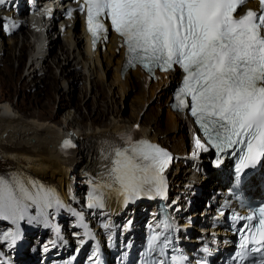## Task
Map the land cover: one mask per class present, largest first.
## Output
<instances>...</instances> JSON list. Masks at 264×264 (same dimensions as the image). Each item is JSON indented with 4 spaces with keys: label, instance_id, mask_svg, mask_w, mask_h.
I'll list each match as a JSON object with an SVG mask.
<instances>
[{
    "label": "snow or ice",
    "instance_id": "obj_1",
    "mask_svg": "<svg viewBox=\"0 0 264 264\" xmlns=\"http://www.w3.org/2000/svg\"><path fill=\"white\" fill-rule=\"evenodd\" d=\"M245 3L83 0L79 8L86 11L94 39L106 34L109 25L119 34L126 46L128 65H140L149 72L175 66L183 71L173 108L187 109L218 153L231 150L232 156H238V174L264 161V0H259L258 10H242ZM194 145L197 151L193 156L208 150L199 136L194 138ZM110 155L107 175L112 182L96 187L111 189L115 185L125 203L151 192L165 194L164 172L174 159L167 150L127 136L124 145L115 146ZM97 205L102 206V197L93 192L88 207ZM59 206L54 189L19 172L0 175V218L17 225L15 231L3 234L5 240L15 243L20 236L19 222L36 219L30 216L31 209L46 219L48 210ZM241 219L257 222L245 225L248 233L242 236L235 259L239 264H264V256L249 260L252 253H264V205ZM82 227L89 235L88 226ZM84 243L81 239L80 244ZM170 244L167 234L153 235L149 248L153 253L159 248L160 256L153 264H168L163 257ZM185 260L184 256H171L172 264H184Z\"/></svg>",
    "mask_w": 264,
    "mask_h": 264
},
{
    "label": "bare ground",
    "instance_id": "obj_2",
    "mask_svg": "<svg viewBox=\"0 0 264 264\" xmlns=\"http://www.w3.org/2000/svg\"><path fill=\"white\" fill-rule=\"evenodd\" d=\"M15 2L16 0L0 2V7L12 8L4 11L5 17L12 16L14 19L16 17L14 15L18 14L15 7L11 6ZM253 4L249 3V5ZM7 19H0V37L3 35L4 43L0 50V148L6 150L7 157L12 163L22 167L26 177L61 193L66 201L73 197L75 192L80 193L83 185L87 187L92 185L91 191L105 199L107 215L104 214V216L116 218L131 213L133 214L131 218L138 222L134 223L133 227L140 231V225L146 219H152L153 214H149V210H156L155 202L143 201L138 205L131 204L130 201L125 203L124 198L114 190L115 185L111 189L95 188L93 183L98 186L112 182L107 172L111 166L110 154L115 146H123L127 136H131L134 140L145 139L170 150L174 156L170 167L164 172L165 184L169 186V189L168 200L163 199V203L181 229L180 233L190 229L188 235H192L190 240L192 243L196 242L194 237L208 234L209 229L204 228L205 222L202 217H210L212 210L205 209L204 199L190 195L194 189L190 190V187L200 186L201 193L209 196L208 188L214 184H216L215 188H220V180L216 176L217 171L211 168L204 155L198 158L190 156L194 145L190 135L183 132L189 125H186L181 114L171 112L166 105L170 98V92L167 91L178 81L176 73H158L155 79H149L139 70H129L122 76L124 49L114 34L110 35L105 50L98 48L92 51L83 32L76 33L74 29L66 28L63 34H66V44L56 45L51 34V25L43 34L32 25L21 30V26L28 22L19 21L18 36L17 32L13 33L12 30L15 27L9 24ZM4 22L9 25L8 37H5L6 32L2 26ZM54 33H59V30H54ZM29 37H34V45L30 43ZM17 44L19 48L16 54ZM82 44L85 45V55L82 59L88 63V66L87 71L79 76L76 62L71 63V61L77 56L75 51ZM30 47L32 49L26 59V51ZM47 48H50L48 53L45 50ZM48 56L50 61L47 59ZM99 57L105 60L102 66ZM38 61L44 64L42 76H39L37 71L42 66L37 68L34 65ZM54 65L56 68H61L60 76L69 75L72 85L68 90L72 88L76 94L70 93L67 97L59 96L64 88L59 85V77L53 72ZM105 68L111 69L113 81L118 84L120 92L131 88L138 91L136 101L138 104L131 108L129 114L123 115L124 119H117L121 116L120 109L113 104L111 98L103 99L108 95L105 92H110L108 88L112 83L108 84L107 79H104ZM26 76H32L33 79L28 82ZM37 79H40L38 83ZM63 79L66 78L63 77ZM79 79L89 81L88 90L84 87V82L78 87L73 86V81H79ZM27 88L32 91L27 92ZM87 92L90 93L91 99L80 105ZM14 95H18V99L8 103ZM94 95H98V98ZM57 99L60 100L58 105ZM63 100L66 101L63 102ZM155 100L158 104H149ZM56 105L58 112L55 111ZM68 105L72 106L76 112H79L81 106L86 109L85 113L79 114L78 122H87L88 129L69 133L72 129V120H75L74 115L68 111L62 118L59 117V110H63ZM13 107L29 117L24 119L14 111ZM164 110L167 114L162 118L159 117ZM137 125H139L138 128ZM150 130H153L151 134ZM12 163L8 164L12 167ZM254 196L258 197V193H254ZM184 197H192L194 206L188 207ZM173 200L176 204L168 206ZM143 209L147 211V215H142L141 220L138 214ZM202 210H204L203 216L196 213ZM191 215H197L199 220L194 224H187L185 218ZM1 224L3 223H0V226ZM53 224L52 227L61 225L59 222ZM29 229L32 227L29 226ZM217 233L216 236L220 240L223 237L221 231ZM180 237L186 241L184 237ZM30 246L36 247V245ZM30 246L17 253L13 264H35L34 259L40 248H34L36 255L32 256Z\"/></svg>",
    "mask_w": 264,
    "mask_h": 264
},
{
    "label": "rangeland",
    "instance_id": "obj_3",
    "mask_svg": "<svg viewBox=\"0 0 264 264\" xmlns=\"http://www.w3.org/2000/svg\"><path fill=\"white\" fill-rule=\"evenodd\" d=\"M12 8H6V11L8 10H11ZM4 9H1L0 8V19L2 20H5V13H4ZM12 16L9 17L7 20L9 21V24H11L10 20L11 21H14ZM16 18V17H15ZM14 18V19H15ZM19 18V17H17ZM16 18V19H17ZM27 23H25V25H23V27L21 26V30H25L26 26L30 27L32 24L28 22V24L26 25ZM12 25V24H11ZM18 25L15 26L13 33L14 31L17 32L18 36H19V31L18 30ZM52 27H53V30H52ZM51 34L53 35V39H55L56 41V45H58L59 43H63V44H66L65 42V35L59 37V33H54V30L58 29L56 26L54 25H51ZM75 30L76 33H81V27L80 26H75L73 28ZM8 33L5 34V37H8L7 35ZM57 34V35H56ZM29 41L32 45H34V37H29ZM3 35L0 37V50H2V46H3ZM19 44V43H18ZM17 44V47L15 49V53L17 54L18 53V48H19V45ZM85 45L82 44L80 47L77 48V50L75 51L76 52V57L74 59H72L71 63H74L76 62V70H77V73L80 74L81 73H85L87 71V66H88V63L83 61L82 59V56H84L85 54ZM33 47V46H32ZM32 47L30 48H27V51H26V55H25V58L27 59L30 52H31V49ZM46 50V53L49 52L50 48H47L45 49ZM56 50H57V47H56ZM116 53H118V50H116ZM48 61H50V56L47 57ZM99 59L101 60V66L102 64L105 63V60L104 58H100ZM14 65L16 66V62L14 63ZM36 65L37 68L41 67L40 69H38V75L39 76H42V72L44 71V64L42 63V61H38L37 64H34ZM53 72H55L57 75H58V83L59 85H61L64 89H62L60 91V97H67V95L70 93H75L76 92L74 90H68L69 86L72 85V80L71 78L69 77L68 74H65L60 76V70L61 68H56L55 65L53 66ZM96 71V70H95ZM23 72H25V70L23 69ZM22 72V76H24ZM103 74H104V79H107V83L109 84V82H112L110 83L109 85V90L110 92L108 93V91L105 92V94L107 95L106 97H104L103 99L104 100H107L109 98L112 99V102L113 104L120 109V113L121 116H118V120L120 119H124V116L123 115H127L130 113L131 111V108L134 106V105H137L138 103L136 102L138 100V95H137V92L136 89H127L125 92H120L119 91V87H118V84L115 83L113 80H114V77L112 75V71L110 68H105L103 70ZM63 77H65L66 79H63ZM26 79L27 81H31L33 78L32 76H26ZM40 79H37V83L39 82ZM82 82H84V87L87 89L89 87V81L86 80V81H83L81 79L78 80H75L73 81V86L75 87H78ZM114 82V83H113ZM32 84H34L32 82ZM68 90V91H67ZM88 90V89H87ZM27 92L29 91H32V89H26ZM65 91V92H64ZM65 93L64 95L61 96V94ZM134 94V95H133ZM85 98L80 102V105L84 102V101H89L91 99V95L90 93H85ZM136 95V96H135ZM96 98H98V95H94ZM18 95H14L11 99V101H8V103H12L14 101H16L18 99ZM66 100H63V102H65ZM57 105L60 104V100L57 99ZM153 104L156 105L158 104L157 103V100H155L154 102H149V104ZM57 105H56V108H55V111L58 112V108H57ZM14 111L18 114V115H21L24 119L28 118L29 116L27 115H24L22 111L18 110L17 108H14ZM70 112L71 114L74 115V118L75 120H72V125H71V128L70 129V132H76L78 130H86L88 129V125H87V122L86 123H81V122H78V119H79V114L80 113H85L86 112V109L81 106L79 112H76L74 111V108L70 105H68L67 107H65L63 110H59V114H60V118H62L67 112ZM166 111L164 110L160 115L159 117H164L166 115ZM110 117L112 118V116L110 115ZM139 124V123H137ZM86 127V128H85ZM91 128V127H90ZM188 128L186 127L185 130H183V132L185 131V134H188ZM73 130V131H72ZM153 132V130H150L149 133L151 134ZM9 162L12 163V161L7 157V152L6 150H2L0 148V175H9L11 173H14V172H19V173H22L23 175L26 176V173L24 172L23 168L22 167H19L15 164L12 163V167L10 166L11 164H8ZM14 165V166H13ZM170 167V166H169ZM168 167V168H169ZM167 168V169H168ZM166 169V170H167ZM97 184L96 183H93V187L97 188L96 187ZM91 188H92V185L91 187H87L86 185H83V189L82 191L79 193V192H75L74 193V196L73 197H70L69 199H67V201L64 199L63 195L61 193H59L58 191L56 192L57 196L59 197L60 201H61V205L62 206H59V207H53L51 209L48 210V214H47V218L49 220V222L51 223L50 226H47L45 224V218L43 217H40V216H37V212L36 210L33 208L30 210V216H33V217H36L35 220H32L31 222H29L28 219H25L23 221H20L19 222V225H18V228H19V231L22 230L23 231V237L24 238H27L29 239L30 241V245H36V247L39 249L40 246L44 243H46L45 245H49V243H47V240H45V237H48L50 238V233H51V230L53 229L52 225H54L53 223L57 224L58 222L61 224L60 226L62 227L63 229V234L65 236V238H67V242L70 244L73 242V240L70 238V234H69V231H73L75 230L74 228H72L71 226L69 227V224L71 222L72 219H74V211H76L77 213H82V214H86V215H90L91 213H101V210H94V208L90 209L88 207V203H89V196L91 193H93L91 191ZM222 187H220L221 189ZM223 189V188H222ZM88 190V191H87ZM102 197V196H101ZM67 198V197H66ZM73 201V203H72ZM102 202L105 203V199L102 197ZM203 204V203H202ZM70 205V206H69ZM103 214H106V210L104 211ZM133 214H128V215H124V216H120V217H116L118 220H122L123 219H130L132 217ZM142 215H147V211L145 209H143L139 214H138V217L141 218ZM128 217V218H127ZM143 218H141L142 220ZM139 220V222L141 221ZM58 221V222H57ZM8 222V223H7ZM53 222V223H52ZM0 223H3L1 224L0 226V233H2V235L0 236V241L2 242L3 240H5L3 238V232L5 231H8L10 229H15L17 228V225L14 224L11 220H7V219H3V218H0ZM31 224V225H30ZM29 226L32 227V229H29ZM28 228V229H27ZM43 228V229H42ZM65 228V229H64ZM25 231V232H24ZM210 232V230L208 231ZM218 231H215V233H217ZM44 233V234H43ZM34 234V235H33ZM20 235L22 236V232L20 231ZM37 237V238H36ZM35 242V243H34ZM62 242H60V245H61ZM29 245V246H30ZM34 247V248H36ZM66 247V246H64ZM10 257V260L13 262L15 261L16 259V255L18 252L15 251V247H12L11 244L7 247L6 250H4ZM13 252V253H12Z\"/></svg>",
    "mask_w": 264,
    "mask_h": 264
}]
</instances>
